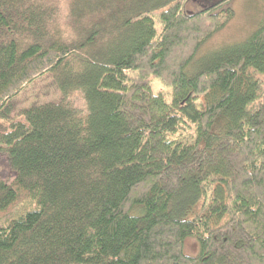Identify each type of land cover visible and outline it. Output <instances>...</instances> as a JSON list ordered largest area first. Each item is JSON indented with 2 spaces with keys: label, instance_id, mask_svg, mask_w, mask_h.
I'll return each mask as SVG.
<instances>
[{
  "label": "trees",
  "instance_id": "obj_1",
  "mask_svg": "<svg viewBox=\"0 0 264 264\" xmlns=\"http://www.w3.org/2000/svg\"><path fill=\"white\" fill-rule=\"evenodd\" d=\"M189 1L0 0V264H264V22Z\"/></svg>",
  "mask_w": 264,
  "mask_h": 264
},
{
  "label": "rangeland",
  "instance_id": "obj_2",
  "mask_svg": "<svg viewBox=\"0 0 264 264\" xmlns=\"http://www.w3.org/2000/svg\"><path fill=\"white\" fill-rule=\"evenodd\" d=\"M214 0H190L185 9L188 12L196 11ZM234 10L232 19L220 30L216 31L199 48L195 55L196 59L209 52L223 46L241 42L245 40L264 22V1L263 0H230L228 2ZM257 24V25H256ZM151 84L155 92L163 93L167 99L170 97V88L162 83L158 78L152 77ZM60 97V92L48 75H43L35 79L31 84L23 87L15 98L14 112L12 117L19 119L18 112L33 104H40L49 101H56ZM14 177L6 155L0 153V180L9 183ZM185 250L189 255L199 253L198 244L195 239L188 238L185 242Z\"/></svg>",
  "mask_w": 264,
  "mask_h": 264
}]
</instances>
